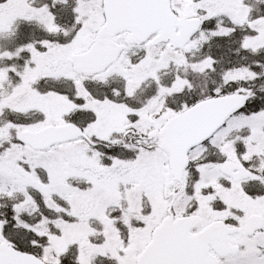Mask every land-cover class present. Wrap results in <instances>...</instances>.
I'll use <instances>...</instances> for the list:
<instances>
[{"label":"snow or ice","instance_id":"6c2138e0","mask_svg":"<svg viewBox=\"0 0 264 264\" xmlns=\"http://www.w3.org/2000/svg\"><path fill=\"white\" fill-rule=\"evenodd\" d=\"M0 264H264V0H0Z\"/></svg>","mask_w":264,"mask_h":264}]
</instances>
